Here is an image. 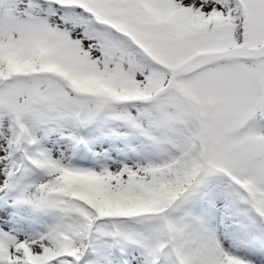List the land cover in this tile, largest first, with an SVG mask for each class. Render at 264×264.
<instances>
[{"label":"snow or ice","instance_id":"obj_1","mask_svg":"<svg viewBox=\"0 0 264 264\" xmlns=\"http://www.w3.org/2000/svg\"><path fill=\"white\" fill-rule=\"evenodd\" d=\"M0 264H264V0H0Z\"/></svg>","mask_w":264,"mask_h":264}]
</instances>
